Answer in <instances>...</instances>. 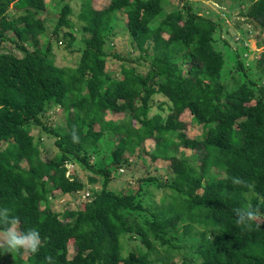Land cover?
Masks as SVG:
<instances>
[{
    "label": "trees",
    "instance_id": "1",
    "mask_svg": "<svg viewBox=\"0 0 264 264\" xmlns=\"http://www.w3.org/2000/svg\"><path fill=\"white\" fill-rule=\"evenodd\" d=\"M82 1L78 18L87 37L78 64L68 67L55 64L51 42L41 43L45 0H0V42L10 41L23 54L0 53V208L19 218L21 231L34 228L42 240L38 253L26 258L0 247V264H46L47 256L52 264H154L153 255L161 253L167 254L161 264H177L172 256L183 252L194 256H183L180 264H264V224L246 229L233 211L251 205L264 214V85L248 76L221 80L225 59L213 47L216 24L188 4L152 28L166 0H108L102 10ZM237 1L240 15L262 33L264 45V0ZM70 14L64 4L52 33L58 43L60 29L70 27ZM120 14L139 53L135 63L148 69L142 74L123 66L121 77L113 79L104 47L116 35ZM256 65L262 75L264 50ZM155 95L166 102L150 115ZM53 106L66 112L65 131L42 121ZM184 112L201 128L200 136L186 135ZM106 113L123 118L107 121ZM34 127L54 138L58 153L49 163L40 159L30 133ZM108 136L117 140L112 160L96 168L88 158L90 148ZM146 140L154 143L149 161L169 162L172 175L170 181L141 180L171 191L168 203L155 207L106 188L113 171L127 164L125 154L142 153ZM67 163H79L103 184L83 209L65 211L61 219L50 209L47 194L84 189L67 175ZM233 177L250 187L233 185ZM133 212L142 213L144 223L128 217ZM126 237L141 247L122 256ZM70 246L75 249L71 257Z\"/></svg>",
    "mask_w": 264,
    "mask_h": 264
},
{
    "label": "rangeland",
    "instance_id": "2",
    "mask_svg": "<svg viewBox=\"0 0 264 264\" xmlns=\"http://www.w3.org/2000/svg\"><path fill=\"white\" fill-rule=\"evenodd\" d=\"M163 12L151 23V27L155 28L162 18L175 10H179L184 5H190L194 12L212 20L216 24L214 38L216 42L213 47L217 52L221 53L225 59V66L222 70L221 80L227 82L233 77L241 78L243 76L256 82V84L264 85V73H258L256 61L261 52L264 50L262 42V33L255 30L253 26L247 23L246 19L240 15L242 8L237 0H166ZM82 0H45L46 10L43 14L45 33L41 37V43L51 42L52 58L58 66L75 67L78 64V52L84 48L83 40L87 35L83 34L81 28L83 23L78 16L82 8ZM64 4H68L71 8L69 15L70 27H62L59 31L58 41L52 35L54 28L60 17V10ZM109 4L108 0H91V6L95 10L105 9ZM126 16L119 15V19L114 28L115 36L106 40L104 47L107 52L106 71L113 79L121 77V68L134 66L137 72L144 74L148 69V64L142 63L137 65L135 60L138 59V52L134 51L130 36L126 30ZM71 34V37L68 35ZM49 35V36H48ZM70 44V45H68ZM0 53H12L18 57L23 54L16 49L10 41L0 42ZM118 56V57H116ZM242 66V69L238 68ZM165 99L159 95L153 96L150 101V115L159 112L160 108L165 106ZM65 115L66 112L61 106L51 107L42 121L44 125L50 126L51 129L65 131ZM122 114L106 113L105 120L121 121ZM182 119L186 123L185 133L189 138H195L202 134V130L198 126L191 123V115L184 112ZM30 133L35 140V144L39 151L40 159L44 163L53 161L57 155V148L54 145V138L46 134L42 128L34 127L30 129ZM117 140L115 138L105 137L99 141L97 145L90 148L88 158L92 165L96 168H103L111 162V151L115 148ZM152 140H146L143 144V151L136 149L133 153L125 154L127 164L113 171V179L107 185V190L115 194L130 193L136 196V199L146 207H155L162 205L164 200L168 203L172 194L168 188H158L155 184L141 182L147 177H156L160 181H170L172 175L170 173L169 162L156 160L149 161V152L154 149ZM6 145L2 146V149ZM184 156H190L191 151L180 148ZM148 153V154H147ZM20 167L26 170L27 164L20 163ZM67 175L82 182L84 189L71 194H61L58 191H52L47 194V202L52 211L60 215L63 219L65 211L81 210L84 204L92 199L93 192L99 191L103 184L101 176L91 174L84 170L79 163H67ZM94 178L95 182L90 183L89 179ZM43 207V206H42ZM136 219L139 223H144V215L142 213L133 212L129 216ZM124 242V252L122 256L129 250L140 246L137 240L128 237L122 240ZM181 245V243H180ZM141 247V246H140ZM75 249L69 247V257L73 256ZM167 255V254H166ZM164 253L153 255L154 264H161L166 256ZM192 252L181 255H173L172 261L180 264L183 256L191 258ZM194 256V255H193ZM23 258L27 255L23 254ZM158 258V259H155Z\"/></svg>",
    "mask_w": 264,
    "mask_h": 264
},
{
    "label": "clouds",
    "instance_id": "3",
    "mask_svg": "<svg viewBox=\"0 0 264 264\" xmlns=\"http://www.w3.org/2000/svg\"><path fill=\"white\" fill-rule=\"evenodd\" d=\"M74 143L79 140L75 136L72 137ZM233 185L250 187L244 180L239 177L232 178ZM2 209L0 216V226L3 230L0 231V247H6L11 252H22L23 254H36L42 246L40 233L36 229H29L27 232L20 230V220L16 216L10 215L8 208ZM236 217V223L246 229L251 230L253 223L257 227L264 224V214L256 208L249 205L247 208H236L233 210ZM52 257H45L46 264H52Z\"/></svg>",
    "mask_w": 264,
    "mask_h": 264
}]
</instances>
